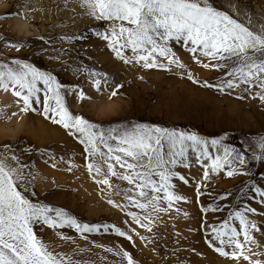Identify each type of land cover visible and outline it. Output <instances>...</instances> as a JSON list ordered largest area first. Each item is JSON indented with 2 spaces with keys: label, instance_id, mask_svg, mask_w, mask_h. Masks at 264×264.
Wrapping results in <instances>:
<instances>
[{
  "label": "rangeland",
  "instance_id": "obj_1",
  "mask_svg": "<svg viewBox=\"0 0 264 264\" xmlns=\"http://www.w3.org/2000/svg\"><path fill=\"white\" fill-rule=\"evenodd\" d=\"M235 3L239 11L235 18L260 31L264 0ZM215 6L227 9V0H216ZM106 26L87 15L79 0H0V63L12 65V61L20 60L55 76L69 112L99 128L145 123L195 132L208 139L227 136L224 143L244 151L250 172L230 178L225 167L210 173L205 181L203 167L190 154L191 167L177 169L189 181L178 182L176 192L183 199L171 208L162 204L158 212L151 208L141 211L128 206L122 190L129 185L109 174L104 158L88 157L78 134L46 118L42 104L33 105L36 111H22L23 102L13 95L11 87L7 92L0 89V150L10 145L26 166L28 180L21 184V190L27 189L25 195L34 203L63 209L81 223L114 225L132 239L117 236L113 230L104 232L103 228L99 233L81 235L67 227L34 225L37 237L49 251L71 258L74 264H126L116 254L119 251H127L135 264H249L242 258L221 257L207 243L211 226L221 223L231 210L249 205L257 210L249 218L262 230L254 233L261 247L253 246L249 255L253 261L264 262V205L251 190L264 189V163L252 159L254 148L259 154L255 140L264 135V101L244 91L243 86L223 93L203 87L205 83H219L225 78V70L204 68L202 63L208 61L201 57L202 63H196L182 44L173 43L172 47L183 69L125 64L96 35ZM89 70L107 78L100 92ZM189 75L200 83H194ZM114 90L117 94L112 96ZM80 91L88 99L81 100ZM40 95L43 98V93ZM101 102L120 103V114H103ZM90 162L101 168L100 175L89 172ZM116 171L123 169L117 165ZM104 177L111 187L97 183ZM221 196L226 199L221 200ZM217 205L224 210L202 212ZM129 212L137 213L141 224H147L151 231L133 221Z\"/></svg>",
  "mask_w": 264,
  "mask_h": 264
},
{
  "label": "snow or ice",
  "instance_id": "obj_2",
  "mask_svg": "<svg viewBox=\"0 0 264 264\" xmlns=\"http://www.w3.org/2000/svg\"><path fill=\"white\" fill-rule=\"evenodd\" d=\"M79 2L86 8L87 15L105 22V30L96 35L106 41L116 58L125 64H138L145 69L170 71L172 66L183 69L185 66L172 47L173 43L182 44L196 63H202L201 57L208 61L202 63L204 68L225 70V78L219 83H205L203 87L215 88L223 93L243 86L244 91L254 93L264 101V25L260 31H253L235 18L239 16L235 0H227V9L217 8L216 0ZM127 52L131 55H126ZM88 74L93 78L96 91L100 92L102 82L106 83L107 78L90 70ZM188 78L200 83L191 75ZM38 84H42L43 88ZM10 87L13 95L23 102L22 111H36L33 105L42 104L46 118L63 126L71 134H78L88 157L104 158L109 174L129 185L122 190L128 206L141 211L147 212L151 208L158 212L162 210V204L166 203L171 208L175 202L183 199L176 192L178 182L188 184L189 181L177 169L181 166L191 167L190 154L203 167L205 181L210 178V173H219L225 167L230 178L247 176L250 172L244 151L224 143L227 136L208 139L195 132L145 123L104 129L87 119L74 116L65 106L62 85L56 77L39 71L32 64L20 60L12 61V65L0 63V89L7 92ZM116 94L115 90L111 93L112 96ZM79 98L88 99L83 91L79 92ZM255 146L259 154L254 148L252 159L264 163V135L257 137ZM205 161L209 163L205 164ZM117 165L123 172L117 173ZM25 167L10 145L0 150V264H74L71 258L49 251L37 237L34 225H46L51 229L67 227L81 235L99 233L103 228L104 232L113 230L117 236L132 239L114 225L81 223L63 209L34 203L25 195L26 187L21 190V184L28 180ZM87 167L90 173L95 171L97 175L101 174V168L94 163H88ZM242 168L245 171H241ZM97 183L111 187L107 177ZM251 190L264 205V189L253 187ZM220 199L226 197L221 196ZM223 210L222 206L217 205L211 209L204 208L202 212ZM256 211L249 205L231 210L221 223L211 226L207 241L209 247L227 259L239 261L242 258L249 264H264L260 260L253 261L249 255L253 246L261 247L254 233L262 230L249 218ZM128 215L151 231L147 224H141L137 213L129 212ZM145 219L151 223L148 216ZM116 254L126 264H135L127 251Z\"/></svg>",
  "mask_w": 264,
  "mask_h": 264
},
{
  "label": "bare ground",
  "instance_id": "obj_3",
  "mask_svg": "<svg viewBox=\"0 0 264 264\" xmlns=\"http://www.w3.org/2000/svg\"><path fill=\"white\" fill-rule=\"evenodd\" d=\"M18 21L21 23V25H26V22L22 19H18ZM75 105V103L73 104ZM101 112L105 115L109 116H117L120 114L121 111V104L117 102H101Z\"/></svg>",
  "mask_w": 264,
  "mask_h": 264
}]
</instances>
